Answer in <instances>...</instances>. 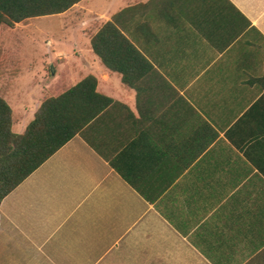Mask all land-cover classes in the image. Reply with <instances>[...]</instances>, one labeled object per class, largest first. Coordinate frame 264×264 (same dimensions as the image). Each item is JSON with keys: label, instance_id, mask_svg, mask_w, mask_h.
I'll return each mask as SVG.
<instances>
[{"label": "crops", "instance_id": "0c3cea01", "mask_svg": "<svg viewBox=\"0 0 264 264\" xmlns=\"http://www.w3.org/2000/svg\"><path fill=\"white\" fill-rule=\"evenodd\" d=\"M109 12L140 55L51 63L111 102L1 201L0 264H264V0Z\"/></svg>", "mask_w": 264, "mask_h": 264}, {"label": "trees", "instance_id": "16d2710c", "mask_svg": "<svg viewBox=\"0 0 264 264\" xmlns=\"http://www.w3.org/2000/svg\"><path fill=\"white\" fill-rule=\"evenodd\" d=\"M82 1L0 0V29L13 28L32 18L63 14ZM121 12L88 32L93 54L114 72H124L128 58L140 55L118 24ZM6 64L1 54L0 80L6 75ZM9 74L16 77L18 72ZM96 85V79L87 76L58 95L45 96L20 134L12 130L13 112L0 93V204L110 104V99L96 92Z\"/></svg>", "mask_w": 264, "mask_h": 264}, {"label": "rangeland", "instance_id": "374dc122", "mask_svg": "<svg viewBox=\"0 0 264 264\" xmlns=\"http://www.w3.org/2000/svg\"><path fill=\"white\" fill-rule=\"evenodd\" d=\"M105 5L106 0H84L63 14L1 27L0 55H5L7 64L0 93L12 109L14 133L25 130L43 96L58 94L59 88L71 85L67 73L57 83L51 82V63L71 53L76 41H87L95 24L105 22L112 13L100 16ZM15 70L18 75L12 77L9 73Z\"/></svg>", "mask_w": 264, "mask_h": 264}, {"label": "water", "instance_id": "95a60500", "mask_svg": "<svg viewBox=\"0 0 264 264\" xmlns=\"http://www.w3.org/2000/svg\"><path fill=\"white\" fill-rule=\"evenodd\" d=\"M53 72V71H52Z\"/></svg>", "mask_w": 264, "mask_h": 264}]
</instances>
